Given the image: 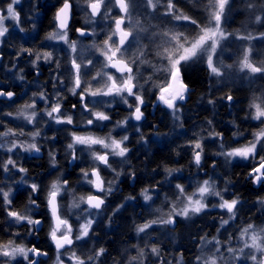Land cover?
<instances>
[{
  "label": "snow or ice",
  "instance_id": "obj_1",
  "mask_svg": "<svg viewBox=\"0 0 264 264\" xmlns=\"http://www.w3.org/2000/svg\"><path fill=\"white\" fill-rule=\"evenodd\" d=\"M20 0H11L10 3L6 5L7 15H0V37H4L9 29L5 26V21L12 19L19 24V13L15 10L14 5L18 4ZM112 0H84L86 7L83 11L86 14V23H94V18L103 14L105 19L111 18L108 13L111 12V8H108L107 12H103L104 8H107L108 3H111ZM162 5V0H146L147 9L152 10L153 12ZM229 5V0H207L205 5V11L207 12L206 22H200L192 16L186 14L182 10L178 9L174 3V0H166V4H163L164 7V16H170L175 21H186L192 25H195L196 32L192 35H186L183 32L173 31L171 29L165 30L162 33L154 34L161 35L164 39L162 45L158 46V49L155 55L159 58L160 61H166L162 63L160 67L152 65L155 72H162L165 74L164 79L159 84H154L153 87L158 89L157 101L165 105L168 109L173 111V115L179 111L177 107V101H184L186 95L189 92V86L184 82L183 69L185 65L195 62H206L207 69L210 76L222 77L224 75L223 68H231L232 65H219L214 60V56L217 53V49L221 47V42L231 35L226 33L222 27V19L226 12V7ZM114 7L119 8V15L114 19V27H111L110 33L107 35L106 39L103 40L102 45L96 47V51L104 58V62L101 70L97 71L95 76L92 77V80H96L98 77L104 79V83L101 87L93 89L89 84L87 88H83L84 81L81 78V69L88 67L93 64V61L89 59L87 64L78 63L77 58L71 60V70H72V86L69 91L73 95H79L81 106L84 111L90 113V118L87 119L86 123L88 125L94 124L95 121H108L110 116L104 111H95L92 108H89L88 104L85 102L87 96L92 97H119L124 104L128 105L130 109L134 108V111L130 113V116L125 117L124 120L118 121V126H123L128 119H135L140 121L144 117V112L142 111V106L145 101L143 95L138 89H142L143 85L139 84L140 77V68L139 65L148 64L149 61L145 60L144 49L137 46L136 52L132 57H127L126 53L129 51L132 43L137 41L138 34L140 32L147 31L140 26V20H135L133 22L132 11L134 9V0H114ZM251 8L252 5L250 4ZM90 13V15H88ZM73 15V3L72 0H63L62 5L57 9L54 15L55 28L53 31L49 32L46 36L48 40L54 41H63L68 45V48L72 53L77 52V43L76 41H70L68 38V30L70 27V20ZM257 22L261 21V16L257 15L255 17ZM126 21L128 22V27H124ZM22 32L23 29L21 28ZM76 32L80 36L86 35H95V32L88 33L83 28H77ZM118 37L117 39H114ZM238 39L242 40H252L254 37L249 34L247 36H238ZM260 38H264V33H260ZM21 51L28 52L32 54L31 49H21ZM250 48H245L243 51L242 59L239 61V70L241 72L247 70L252 74H264V63L257 65L250 60ZM45 61L52 60L51 52H44L42 54ZM41 59V54L36 53V60ZM36 61H33L35 66ZM59 67V64H57ZM115 69L116 73H119V76H116L113 73L105 71V69ZM23 79V77H19ZM58 79V78H57ZM152 80V76L149 75L145 79L144 83L147 84ZM77 89H82L79 93ZM126 94V95H125ZM35 95V94H34ZM59 95V94H57ZM7 96L11 99L14 96L13 92L0 90V97ZM40 99L47 100L44 93L39 94ZM128 97H133L135 104L129 103ZM228 101H232L233 97L231 95L227 96ZM96 103H99L97 101ZM209 103H212L210 100ZM76 108L74 104L72 106ZM250 109H252L251 118L253 120H259L261 123H264V98L256 97L250 104ZM27 109H35V103L25 104L23 108L19 111V115L22 116L29 124L33 123L34 118L37 113L35 110L30 113L27 112ZM45 114L54 119L56 123H66L73 124L74 120L71 115L65 116L61 111V105L57 101L50 110H45ZM11 115V113H9ZM178 119V117H176ZM211 123V122H209ZM23 135V133H20ZM40 133H32L33 140ZM15 135L12 133V130L9 129L7 132L0 133V136ZM213 135H219L214 133ZM254 139L249 144L244 145L239 148H234L230 151L222 152L220 154L226 157H240L243 159L255 158L257 154V145H264V128H261L259 131L253 134ZM128 137L124 136L121 140H116L109 137H98L94 135H77L72 133V142L67 145V148L73 150L72 159H76L75 155V145H83L91 152V157L94 162H99L107 168H112L111 163L109 162V156H119L125 157L129 152V149L124 146V141H127ZM99 145L101 148L108 151L100 153L94 150L93 146ZM223 147V145L221 146ZM4 148V144L0 143V149ZM21 148L23 151H35L39 152L40 149L36 143L28 144H18L15 141L7 147L6 151L11 153L14 149ZM203 151L202 145L199 140L193 143V158L197 166L201 163V152ZM52 156V163L55 164V156L50 153ZM11 168H16V162L9 157L6 161L3 162L0 167L3 168L5 173L10 171ZM115 171V169H112ZM21 173H26V169L20 167L18 169ZM82 174L84 179L93 186V188L100 193H110L112 188H105L104 180L100 175V170L98 164L92 167L90 170L82 169ZM169 170V174H171ZM117 176L120 173H116ZM249 178L253 180L254 184L264 183V157H260V162L258 166L252 168L249 172ZM24 183L25 181H20ZM112 183V182H109ZM67 185V181L61 182L53 181L50 185V188L47 192L46 202L49 214L52 219V224L50 225V231L48 233L49 239L55 245L57 251L56 264H64L63 259H61L62 251L64 249H70L74 243V240L79 241L83 240L89 235L93 221L87 219L84 223H81L79 226L78 234L73 236V227L69 223V220L62 217L60 214V204L58 202V197L61 195L63 186ZM31 194L29 195V206L26 208L25 212H20L12 209L13 198H12V188L9 187L7 190L0 187V201H2L4 206V211L7 216L14 220L17 223L26 222L29 226H32L29 231H35V226H38L42 223L40 219H33L31 215L27 214L30 212L32 207H39L36 199L33 198L32 194L37 193L39 185L33 183L30 184ZM176 188L179 190V196L177 199H183L186 201L184 206L180 209H177L173 206L172 213L168 215L167 219L162 220H152L146 222L142 225L137 226V234L144 233L149 229L153 224H173L175 223V216H182L184 218H190L192 215L199 214L204 211L208 205L205 203L207 196H216L220 199L218 205L214 207H219L222 210H226L229 214L228 219L221 220V227L227 225L229 220L234 219L236 215V206L240 203L239 199H225L220 191L214 189V184L209 180H204L200 184L196 191L192 194H186L183 186L177 184ZM149 190L147 188L143 189L141 195L143 199L147 202L151 200V196L148 194ZM126 199H133V197H127ZM81 203H86L88 209H85L89 215H91L90 209H101V206L105 204L104 198L94 194H89L87 197L81 196L79 200H74L70 205V208H79ZM264 203V200L261 201ZM120 206H117L114 211H118ZM18 235V234H16ZM231 239V237H229ZM239 239L243 242V246L234 249L232 247L227 248V252L230 254L232 264H235V261L241 260H250L252 264H264V227L258 228L257 226L249 223L246 227L240 230ZM201 241L205 242V238L201 237ZM215 244H219L220 241L213 238ZM206 243H212V241H207ZM245 249L251 250L248 253H245ZM105 249L103 247L94 251L93 255L88 256L86 259L81 258L77 255L75 251H71L68 259L72 264H89V262L97 260L99 257L105 254ZM150 253L153 256H160V249L157 246H152L150 248ZM259 253V255H257ZM41 255L46 256L47 253L43 252L36 246L31 248L24 245L16 244L14 240L9 239L6 243L0 242V257L6 258L3 260L2 264H11L12 261H16L17 257H22L26 264H39L38 260L33 257H39ZM146 256L145 250L143 248L139 249L138 256L131 257V261H138V264H144V257ZM198 264H219V260L227 259L220 254V248L216 247L215 253L212 255L204 256L198 255L196 258ZM177 264H180V261H177Z\"/></svg>",
  "mask_w": 264,
  "mask_h": 264
},
{
  "label": "trees",
  "instance_id": "obj_2",
  "mask_svg": "<svg viewBox=\"0 0 264 264\" xmlns=\"http://www.w3.org/2000/svg\"><path fill=\"white\" fill-rule=\"evenodd\" d=\"M35 1L36 3L40 2V0ZM62 2L63 0H50V9L43 11L42 19L39 18V20L41 19L40 23L37 19L36 27L40 25L39 29L35 28L36 36L42 34L50 26V20L54 30V13ZM78 2L80 0H72L74 9ZM36 13L37 11L31 14L32 19L36 18ZM71 28H83L82 18H78L76 10ZM23 30V33L31 34V29L28 30L24 27ZM110 31V25L100 28L98 31L99 36L95 41L97 43L103 42ZM32 38L33 36L31 35ZM24 39L22 36H17L15 32L9 33L0 48V90L6 92L12 91L15 94V98L11 102H0V127L6 126L7 130L11 129L12 133L15 134L21 131L20 123L23 122L11 120L10 117L15 116L20 107L25 104H31L29 95L32 94V87L30 85H27L28 87L26 88L23 85L19 86L14 83V78L12 76L10 78L8 75L9 73L13 75V72H22L24 80L28 83V74H31L29 67L33 63L31 59L37 52L42 53L34 51V44L30 41L24 42ZM22 48L31 49L32 54L30 55L28 52L21 51ZM55 50L56 48L54 47L52 59L53 62H58L60 55L57 56ZM64 58L60 61L69 64V58L66 56ZM150 65L155 64L152 62ZM95 68L93 67L90 70L91 72H89V76L86 75V78L96 73ZM182 71L184 82L189 86V93L187 100L178 106L181 114V131L169 130L167 128L168 125H165L167 118L163 114L161 116L162 125H158L155 122V118L150 120L151 123L158 126L155 131L152 129L149 132L142 130L140 136L134 140L132 136L131 139L133 141L130 140V142L133 149H131L132 151L126 162V165L130 168V178L120 185L121 190L117 195L111 197L112 200L110 202L112 206L114 204L120 206L121 210L113 214L114 209H116L114 205L113 210L111 209L112 213L106 214V217L108 215L110 219L106 221L103 218V221L99 222L98 226L93 230L94 250L101 247L106 250L101 258L102 264H124L127 257L134 256L132 253L134 246L138 245L141 241H137L135 238V231L137 226L148 222L149 216L147 212L149 208L148 206H144L140 201V194L145 188L154 189L156 197L152 203L153 207L156 204L162 203L163 199H160L164 194L173 200L174 194L170 191L171 186L170 188L163 186V183L169 182L167 179L170 175L169 170H175L171 171V173L179 172L181 174L176 180L174 178L170 180L172 183L183 185L187 179L191 180L194 177L197 179H212L216 183L217 191L221 193L227 191L225 192L227 194H225V199H239L237 218L228 228L222 230L220 233L221 238L228 233L231 236L234 235L238 227L247 221L249 223L258 222V201L260 202L264 199V183L258 188H254L251 179L248 177L253 166L248 164L227 166L222 162L220 155L221 148L225 150L238 148L242 144L249 142L253 134L258 131L259 125L252 122L249 107L251 100L258 94V90L247 84L240 85L232 82L217 83L214 78L209 76L203 64L199 62L185 65ZM23 90H25V93L22 97L25 99L22 101L21 92ZM228 95L233 97L232 101L227 100ZM149 97H146V99L148 98L147 100H149ZM210 100L212 103H209ZM151 102L152 100L147 101L148 104ZM28 130L30 129H26L25 131L28 132ZM153 132L159 137V141L152 138ZM214 133H218L219 135H213ZM197 140L200 141L203 149L201 152V164L199 166L193 164V143ZM222 145L223 147H221ZM262 153V149L259 150L255 159L260 160V157H264ZM6 159L0 154V165ZM13 159L19 168L23 167L27 170L24 173L25 182H27L24 185L27 186L16 187L17 184L21 185L19 179H16L17 174H14L15 179H11V176L9 174L6 176L3 168L0 167V187L5 190L11 187L13 190L12 209L25 212L29 206V195L31 194L29 185L33 183L39 185L40 190L32 194L39 207H36V213L34 212L35 207H32L30 212L33 213L32 218H40L43 221V225L40 233H35V231L30 232L29 228L25 225H16L7 216L3 203L0 201V242L6 243L11 239L16 244L29 248L36 246L47 253V260L49 261L51 248L45 235L48 217L44 215V211L47 210L45 196L49 180L47 177L46 160L42 158L39 161H33L30 158L21 156L17 158L13 156ZM72 173L69 172L70 177L67 179L69 186L73 184ZM131 182L132 185L129 186ZM14 184L15 186H13ZM127 197H133L130 203H126ZM166 206L161 207L165 209ZM211 215L204 213L189 223L178 222L177 226L170 230L171 239L163 242V240L153 237L150 245H158L163 258H166L169 254L170 257H175L180 253L185 264H189L195 257L201 237L203 235L211 236L216 231V225L214 221H211L213 219ZM47 260L40 262V264H47Z\"/></svg>",
  "mask_w": 264,
  "mask_h": 264
},
{
  "label": "rangeland",
  "instance_id": "obj_3",
  "mask_svg": "<svg viewBox=\"0 0 264 264\" xmlns=\"http://www.w3.org/2000/svg\"><path fill=\"white\" fill-rule=\"evenodd\" d=\"M3 2V3H2ZM0 2V15H7L6 11V5L11 2V0H2ZM22 3V0L16 5H14V8H16ZM175 5L178 9L182 10L186 14L192 16L193 18L197 19L200 22H206L207 20V12L205 11V5L207 4V0H174ZM163 4H166V0H162V5L159 6L154 12L150 9H147L146 7V0H134V9L132 11V18L133 22L135 20H140L141 24L140 26L146 29L145 32H140L137 37V41L132 43L129 51L126 53L127 57H132L133 54L137 50V46L144 49L145 56L143 57L145 60L149 61L148 64L139 65L140 68V79L139 84L143 85L142 89H138V91L141 92L144 98V105L146 104V97H149V100L152 97V100L154 98V108H158L163 114L165 115V118H167V123L165 125H168L167 128L171 131L180 132L181 130V114L180 110L175 113V116L173 115V111L171 109H168L165 105L157 101V95H158V89L153 87L154 84H159L163 81L165 74L162 72H155L154 68L152 67V62L155 64L156 67H160L162 63H166V61H160L159 58L155 55L158 46L162 45L164 37L161 35H154L158 33H162L165 30L171 29L173 31L183 32L186 35H192L195 34L197 31L195 28V25H192L186 21H175L170 16H164V7ZM252 5L250 8L249 5ZM114 0H112L111 3H108L107 8L103 9V12H107L108 8H111V12L108 13V15L111 17L109 19H105V16L103 14L99 15L98 17L94 18V23H86V14L83 11V9L86 7L84 4V0H80L76 4L75 10L78 14V18H82V26L85 31L88 33L95 32V35H87L85 38L82 39L83 36L75 35L74 38H70L68 34V38L70 41H76L77 43V52L72 53L71 50L68 48V45L65 44L63 41H54V40H48L47 42L51 46L56 47H62L66 50L68 53L69 62L71 63V60L73 58H77L78 63L87 64V61L91 59L93 61V64L84 67L81 69V78L84 81V87L87 88L89 84L93 87V89L101 87L104 83V79L98 77L96 80H92V77L95 76V74L91 77L84 76V73H88V70H90L95 64L94 67L96 72L101 70L104 58L96 51V47H99L102 45V42H96L95 39L99 36L98 31L100 28H104L108 25L114 27V19L117 18L120 14L119 9L117 7H114ZM90 15V13L88 14ZM259 15L261 16V21L257 22L255 17ZM5 26L9 29L8 33L4 37H0V48L3 44V41L8 37L9 33L17 32L20 30V23L17 26V22L8 19L5 21ZM124 27H128V22L126 21ZM222 27L225 30L226 33H230L231 35L227 36L225 40L221 42V47L217 49V53L214 56V60L219 65H232L231 68H223L224 75L222 77H215L210 76L211 78H214V80L217 83L220 82H232L237 84H247L248 86H252V88L258 90V94L256 97L264 98V74H252L249 73L247 70L241 72L239 70V61L242 59L243 51L245 48H250V60L257 65H260L264 63V38H260V33H264V0H229V5L226 7L225 15L222 19ZM32 33V32H31ZM251 34L254 38L252 40H242L238 39V36H247ZM27 36V35H26ZM114 39L118 40V37H115ZM86 41V42H85ZM155 50V51H153ZM152 54V55H151ZM95 62V63H94ZM157 62V63H156ZM197 63V62H195ZM203 64V66L207 69L206 62H199ZM105 71H108L110 73L115 74V72L111 71L110 69H105ZM9 72V71H7ZM12 73V72H11ZM209 74V72H208ZM6 75V73H4ZM116 76H119L115 74ZM151 75L152 80L145 84L144 81L147 79V77ZM10 78L12 76L13 81L15 84L21 86L23 85L24 88L28 87L29 84L26 83L27 81L24 80V76L22 72H13V75L9 73ZM23 77V79H19V77ZM89 79V80H88ZM28 85V86H27ZM80 89H77V91ZM82 91V90H81ZM25 90L21 92V100L23 101L25 98L22 96L24 95ZM189 93V92H188ZM126 95V94H125ZM188 94L186 95V98L184 101H177V107L180 104H183L187 100ZM255 97V98H256ZM129 103L135 104V100L133 97H128ZM99 101V103H96ZM252 101V100H251ZM43 102V101H39ZM89 108H92L95 111H104L110 116V120L108 121H95L94 124L89 125L86 123L87 119L90 118V113L88 112L85 115V120L83 122V125L81 128L83 129L79 134L77 135H94L98 137H109L121 140L124 136L128 137L127 141H124V146H126L129 149V152L126 154L125 157H119V156H109V162L112 165V168H107L103 164H99V162H94L91 157V152L85 148L83 145H75V155L76 159H72L73 150L67 149V153L69 156L68 160H75L76 164L79 165V171L80 173L79 180L74 182V184L71 186L72 188L67 187V185H64L61 195L58 197V202L60 204V214L62 217L69 220V223L73 227V236L78 234L79 226L81 223H84L87 219H91L93 221L89 235L85 237L83 240L76 241L74 240L73 245L70 249H64L62 251L61 259H63L64 264H72V262L68 259V256L70 255L71 251H75L77 255L81 256V258L86 259L88 256L93 255L94 253V246H93V230L98 226L99 222L103 221V218L108 221L110 217L106 214L112 213V203L111 197H114L118 194V191L120 190V182L123 180L124 172H123V166L126 165L127 159L131 153V149H133L132 143L130 140H134L135 138H138L141 134L139 126L135 125L133 123L134 119H128L126 123L123 126H118L117 122L124 120L125 117L130 116V113L134 111L133 109H130L128 105L124 104L123 101L119 97H92L87 96L85 101ZM20 107V106H19ZM23 108L20 107L18 109V112L15 116L10 117L11 120H18L21 124V131L18 134L15 135H8V136H0V143L4 144V148L0 150V154L4 156L5 158L11 157L13 159L17 158L19 156L29 158L33 155V151H23L21 148L14 149L13 152L9 153L6 151L7 147L11 145L13 141H15L18 144H28V143H36L39 147V144H43L46 146V164H48L49 172L52 171V177L48 180V187L47 192L50 188V185L53 181H59L63 185V177L65 176V172L59 171L55 172L57 170V166L52 163V156H50V153H52L55 157H57V149L55 144L53 143V140L48 141L47 138L42 137V135H38L33 140L32 133H34L33 130H28L26 132V129H31L39 118V116H42L45 118V120L52 124L54 127L62 126V125H68L71 126L72 124H66V123H56L54 119L49 118L45 112L41 109H27V112L30 113L31 111L35 110L37 115L33 120V123L29 124L22 116H20L18 113ZM119 109L122 111L120 112ZM179 109V108H178ZM251 113H252V109ZM39 111V113H38ZM162 114V115H163ZM178 117V119L176 118ZM252 122L259 125V129L264 128V123H261L259 120H253L251 118ZM164 121V120H163ZM163 127V126H162ZM26 128V129H25ZM164 128V127H163ZM8 128L6 126L0 127V133L7 132ZM25 129V130H24ZM25 134L22 136L20 133ZM37 132V131H35ZM154 133V132H153ZM133 136V138H132ZM135 136V137H134ZM67 143L66 146L72 142V134L68 133V136H65ZM9 138V139H7ZM132 138V139H131ZM152 138L156 141H159V137H157L156 133L152 135ZM254 135L249 140V142H246L242 144L240 147L249 144L251 141H253ZM132 140V141H133ZM10 141V142H9ZM48 141V142H47ZM10 143V144H9ZM145 144V143H144ZM94 150L104 153L108 150L101 148L99 145L93 146ZM221 148V147H220ZM239 148V147H238ZM262 149V155H264V145L258 144L257 145V152ZM232 150V149H231ZM230 150H225L221 148V152H226ZM222 162L227 166H232L234 164H248L253 167L258 166L260 160L251 158V159H243L240 157H226L222 154ZM257 155V154H256ZM256 157V156H255ZM6 159V160H7ZM56 159V158H55ZM130 159V158H129ZM14 160V159H13ZM57 161V160H56ZM68 162V161H67ZM98 164L99 170H101V177L103 178L105 184V188H112V191L110 193H100L98 192V196H101L105 200V204L101 206V209L95 210L90 209L91 215H89L87 212H85V209H88L86 203H81L79 208H70V205L73 203L74 200H79L81 196L87 197L89 195V192L92 190V185L89 184L83 177L82 169L84 170H90L92 167L96 166ZM193 164H196L193 158ZM201 164V163H200ZM252 167V168H253ZM10 171L5 173L6 176H11L10 178H14V174L16 173V179L18 178L19 181L23 180L26 181L25 174L18 171L19 167L11 168L9 166ZM112 169H115L113 171ZM54 172V173H53ZM120 173L119 176L116 175V173ZM13 173V174H12ZM4 174V176H5ZM130 175V172H128ZM180 173H171L167 179L169 182L163 183V186L165 188H170L171 186V192L173 195V200L169 197H166V194L161 196V199H163L162 203L159 205L156 204L155 207L152 206V203L156 197V191L154 189H148V194L151 196V200L145 201L143 199V195L140 194V201L144 206H148L149 209H147L148 212V222L152 220H162L167 219L168 215L172 213L173 206H175L177 209H180L184 206V201L182 198L177 199L179 196V190L176 188V185L178 183H172L170 180L173 178L176 180V178L180 177ZM5 176V177H6ZM14 176V177H13ZM249 177V174H248ZM8 178V177H7ZM251 179V178H250ZM167 180V181H168ZM204 180H209L211 183L214 184V189L216 190V183L212 179H197L193 178L191 180H188L185 182V184H179L183 186L186 194H192L196 191V188L203 183ZM112 182V183H109ZM177 182V181H176ZM27 183V182H24ZM24 183H21V185L17 184L16 187H24L27 185H24ZM252 186L254 188H258L262 185V183L254 184L253 180L251 179ZM15 186V184L13 185ZM31 189V188H30ZM217 191V190H216ZM225 192L222 193V195L225 198ZM227 195V194H226ZM45 196V204L47 207ZM231 200V199H228ZM264 200V199H263ZM131 199L127 200L126 203H130ZM125 203V202H124ZM205 203L208 205V207L202 211L199 214L192 215L190 218H184L182 216H175L174 220L175 223L173 224H161L156 223L153 224L149 229H147L144 233L137 234V231H135V238L137 241L141 240L138 245L134 246V249L132 253L134 256H138L139 249L143 248L145 250L146 256L144 257V264H177V261H180V264H185L182 255L178 253L175 257H170L169 255L166 258H163L160 251V256L156 257L153 256L150 253V248L152 247L150 245V242L153 240V237H156L158 239H161L164 241L171 239L172 235L170 234V230L175 228L178 224V222L182 223H189L192 220H195L199 216L203 215L204 213L212 214L211 217L213 218L211 221L215 222L216 225V231L211 236L203 235L205 238V242H202L201 239L199 240L198 247L196 249L195 257L189 264H198L196 261V257L198 255H212L215 253L216 247L220 248V254H222L223 257L227 259H221L219 260V264H232V260L230 257V254L227 252V248L232 247L234 249H238L243 246V242L239 239L240 237V230L249 224V222L242 224L240 227H238V230L234 233V235L225 234L223 238L220 237V233L222 230H225L228 228L229 225L235 222L237 218V208L239 204L236 206V215L234 219L229 220V223L227 225H224L221 227V220L222 219H228L229 214L226 210H222L219 207H214V205H218L220 203V199L216 196H207L205 199ZM121 204V203H120ZM167 205V206H166ZM161 206H166L165 209H162ZM152 207V208H151ZM115 208L117 206L115 205ZM37 208H34V212L36 213ZM112 209V210H111ZM119 210H121V207H119ZM258 222H250L251 224L257 226L258 228L264 227V203H261V201H258ZM118 211H113V214ZM32 216V212L28 213ZM44 215L48 217V225L47 229L45 231V235L47 237L48 245L51 248V256L49 258V261L47 260V256L41 255L39 257H33L34 259L38 260L39 264L43 261H48L47 264H56V257H57V251L55 248V245L52 243V241L49 239V231H50V225L52 224L51 216L49 214L48 208L46 211H44ZM262 216V217H261ZM112 218V216H111ZM36 219V218H33ZM40 219V218H37ZM14 221V220H13ZM15 222V221H14ZM16 225H25L29 229L32 226H29L26 222L17 223ZM216 238V240L220 241V243L217 245L215 244V241H213V238ZM231 237V239H229ZM141 238V239H140ZM156 240V239H155ZM154 240V242H155ZM207 241H212V243H206ZM162 242V243H163ZM158 247V245H155ZM160 249V247H159ZM251 250L245 249V253L250 252ZM259 255V253H257ZM44 256V257H43ZM102 256L99 257L97 260L89 262V264H102L101 260ZM131 257H127L124 261V264H138V261H131ZM6 258L0 257V264H2L3 260ZM166 259V260H165ZM101 261V262H99ZM11 264H26V261L23 260L22 257H17L16 261H12ZM235 264H252L250 260H237L235 261Z\"/></svg>",
  "mask_w": 264,
  "mask_h": 264
},
{
  "label": "flooded vegetation",
  "instance_id": "obj_4",
  "mask_svg": "<svg viewBox=\"0 0 264 264\" xmlns=\"http://www.w3.org/2000/svg\"><path fill=\"white\" fill-rule=\"evenodd\" d=\"M49 5H50V0H40L39 3H36L35 0H22V3L16 8V11L19 13L20 29L21 28L23 29L24 27H26L28 30L31 29L32 33L31 32H30L31 34L26 33V32L23 33L24 30L22 32L19 30L15 33L19 37L22 36L23 39L26 38L24 39V42H29V41L32 42V44H34V47H33L34 51L42 52L41 59L39 60H36V54L33 55L31 60L32 62L36 61V64L34 66L32 63V65L29 67V71L31 72V74H28V78H29L28 84L32 87L31 89L32 94L29 95V100H31V104L34 102L36 110L42 108V110L45 112V110H50L51 107L58 101L61 105L62 113L65 116L71 115L73 117L74 123L71 126L62 125L56 128L52 126V124L48 123L45 120V118H43L42 116H39L35 125L31 127L30 130H33L34 132L38 131L40 135H42V137H45L48 139L49 143L50 141L53 140V143L55 144L56 149H57V157H55L56 158L55 161L57 160L55 162V165L57 166V170L55 172H58V170L65 172V176L63 177L64 181H67V179L70 177L69 172H73L71 177L73 178L72 181L74 184V182L79 180L80 173L77 172V170L79 171L80 169H79V165L76 164L75 160H68L69 156H68L67 149H66L67 141H65L66 140L65 136H68V133L79 134L83 130L81 126L83 125V122L85 120V115L88 112L83 110L79 95H73L69 91L70 87L72 86L71 63L69 62V64H67V63H63L60 61L65 56L68 58V53L66 52L64 48L51 46L47 42L46 36L49 32L53 30V26L51 25V20H50V26L45 31H43L42 34H40L39 36L35 35V28L39 29V25H40L39 24L36 27L37 19L40 23L42 19V13L46 9H50ZM36 11H37V13L35 14L36 18L32 19L31 14H33ZM74 13H75V9L73 7V16H74ZM39 18L41 19L39 20ZM54 24H55V21H54ZM71 24H72V20H71L70 27L68 30V34L70 38L72 39L74 38L76 34L77 35L79 34L76 32L77 28H71ZM36 34L38 33L36 32ZM26 35L28 36L24 37ZM31 35L33 36L32 39H31ZM83 38L85 37L83 36L82 39ZM54 47L56 48L55 52H57V56L60 55V60L58 62H53V59L51 61H45L43 59L42 54L44 52L52 53ZM57 64H59V67H57ZM90 70H88V73H84V76L85 75L89 76V72H91ZM94 74L95 73H93V75ZM81 90L82 89L78 90L77 92L79 93ZM40 93H44L47 103L45 102V100L40 99V96H39ZM151 100L152 98L147 101H151ZM39 101H43V102H39ZM147 101H146L145 106L142 108V111L144 112V117L140 121H136L135 119L133 120V123L135 125L136 124L140 125L139 126L140 132L142 130H144L145 132H149L150 129L155 131L158 128L157 124L162 125L161 116L163 112H161L158 108L153 107L155 103L154 98L150 104H148ZM74 104L76 105V108L72 107ZM119 111L121 112L122 110L119 109ZM153 118H155V122H157V124L150 122V120ZM43 144H39V149H40L39 158L34 157V151H33V155L29 157L31 160L39 161L42 158H44L47 161L46 148H45L46 146H44ZM46 166H47V174H48L47 177L51 178L52 171L49 172L48 164H46ZM123 172L125 174H124L123 180L120 182V185L124 181H126L128 178H130L129 177L130 175L128 174V172H130V168L127 165L123 166ZM100 175H101V170H100ZM131 185H132V182L129 183V186ZM71 186L68 185V181H67V187L72 188ZM119 189L121 190V186L119 187ZM89 194H94L98 196V192L97 191L95 192L93 187H92V190L89 192Z\"/></svg>",
  "mask_w": 264,
  "mask_h": 264
},
{
  "label": "water",
  "instance_id": "obj_5",
  "mask_svg": "<svg viewBox=\"0 0 264 264\" xmlns=\"http://www.w3.org/2000/svg\"><path fill=\"white\" fill-rule=\"evenodd\" d=\"M118 8V7H117ZM119 9V8H118ZM72 17H73V15H72ZM71 20H72V18H71ZM71 20H70V23H71ZM79 34V33H78ZM87 36V35H86ZM86 36H84V37H86ZM110 69V68H109ZM110 70H112L113 72H115V69H110ZM116 73V72H115ZM116 74H118L119 75V73H116ZM15 98V94H14V96L11 98V99H9L7 96H3V97H0V102H10V101H12L13 99ZM36 155V156H35ZM34 157H36V158H39V152H35L34 151ZM94 191L96 192V190L94 189ZM87 205V204H86ZM87 207H88V205H87ZM48 208V207H47ZM95 210H97V209H95ZM41 220V219H40ZM52 220V219H51ZM42 221V220H41ZM42 225H43V221H42V223L40 224V225H38V226H35V233H40L41 232V228H42ZM44 257V256H43Z\"/></svg>",
  "mask_w": 264,
  "mask_h": 264
},
{
  "label": "bare ground",
  "instance_id": "obj_6",
  "mask_svg": "<svg viewBox=\"0 0 264 264\" xmlns=\"http://www.w3.org/2000/svg\"><path fill=\"white\" fill-rule=\"evenodd\" d=\"M10 92H12V91H10Z\"/></svg>",
  "mask_w": 264,
  "mask_h": 264
}]
</instances>
